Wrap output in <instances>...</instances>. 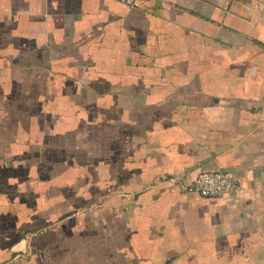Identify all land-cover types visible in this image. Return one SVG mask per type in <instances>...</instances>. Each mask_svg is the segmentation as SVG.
<instances>
[{"label":"crops","instance_id":"1","mask_svg":"<svg viewBox=\"0 0 264 264\" xmlns=\"http://www.w3.org/2000/svg\"><path fill=\"white\" fill-rule=\"evenodd\" d=\"M0 264H264V0H0Z\"/></svg>","mask_w":264,"mask_h":264},{"label":"built area","instance_id":"2","mask_svg":"<svg viewBox=\"0 0 264 264\" xmlns=\"http://www.w3.org/2000/svg\"><path fill=\"white\" fill-rule=\"evenodd\" d=\"M129 8L136 7L143 0H117ZM205 199L221 200L240 189V184L224 170L205 171L198 174L189 188Z\"/></svg>","mask_w":264,"mask_h":264}]
</instances>
